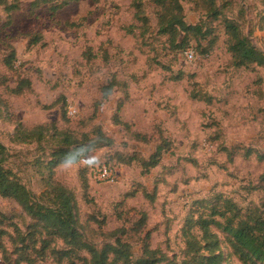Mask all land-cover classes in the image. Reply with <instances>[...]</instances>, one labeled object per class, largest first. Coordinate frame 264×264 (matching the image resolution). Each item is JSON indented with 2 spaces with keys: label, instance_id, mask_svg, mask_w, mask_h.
<instances>
[{
  "label": "rangeland",
  "instance_id": "374dc122",
  "mask_svg": "<svg viewBox=\"0 0 264 264\" xmlns=\"http://www.w3.org/2000/svg\"><path fill=\"white\" fill-rule=\"evenodd\" d=\"M19 1L12 15L0 6V143L8 156L4 167L39 197L47 188L50 170L45 165L55 145L12 143L17 124L32 128L54 123L59 130L92 138L100 128L112 146L99 143L78 164L52 171L53 179L75 193L81 231L89 244L99 249L119 237L131 245L133 262L147 244L177 264L184 247L181 229L198 201L209 203L221 194L242 210L257 207L264 213V68L231 66L222 22L211 25L217 42L210 55L201 54L206 43L197 46L189 39L196 57L188 63L157 34L148 0L142 5L149 19L143 32L133 18L134 0ZM51 7L60 8L52 12ZM182 7L187 23L210 22L208 8L198 0ZM222 13L238 20L247 33L264 14V0H230ZM133 25L139 27L135 33ZM252 39L264 51V32L255 31ZM12 53L11 67H5L3 59ZM112 76L120 83L142 81L132 91L129 82L120 84L118 92L102 99L101 87ZM21 80L29 81V88L11 92ZM117 116L129 126L117 125ZM133 132L153 139L137 143ZM157 145L165 150L147 176L136 163L112 164L107 181L93 180L95 169L106 160L116 162L118 154L134 153L147 158ZM134 190V198L124 197ZM142 190L148 197L152 193V202ZM142 214L145 221L138 225ZM93 217L101 223H91ZM32 224L14 201L0 197V264H68L50 254L64 248L59 239L49 241L44 254L25 248L22 237L30 244L24 235ZM217 235L223 242L224 236ZM43 238L38 235L35 249ZM222 252L232 254L225 243ZM23 256L28 261H21ZM229 263L242 264L233 255Z\"/></svg>",
  "mask_w": 264,
  "mask_h": 264
},
{
  "label": "trees",
  "instance_id": "16d2710c",
  "mask_svg": "<svg viewBox=\"0 0 264 264\" xmlns=\"http://www.w3.org/2000/svg\"><path fill=\"white\" fill-rule=\"evenodd\" d=\"M43 1H36L33 4ZM188 1H147L155 11L156 32L165 38V43L170 48L178 49L184 57V53L190 45L189 39H191L198 42L199 45L197 46L202 45L201 42L206 43L205 52L201 51V54L208 56L217 42L216 35L213 36L214 30L211 25L214 22H222L226 36V51L230 54L231 66L237 69H246L251 65L264 68V51L252 41V35L255 31L264 32V14L256 17L255 24L251 25L249 32L244 33L238 20L223 16L222 8L229 5L230 0H198L199 4L206 5L208 8L206 16L207 21L210 22L200 21L196 24H189L185 20L182 7V3ZM219 1L222 2L221 5H219ZM145 2V0H134L133 2V18L140 24L142 32L149 26V19L142 12V5ZM19 4V0H0V6L10 15L19 9ZM57 8L60 7H51L50 10L54 12ZM133 26L135 33L139 27H136L138 25ZM129 29L131 33V28ZM196 52L198 54V51ZM194 55L196 57L195 51ZM13 58L14 53L9 58L5 57L2 61L3 65L11 67V59ZM178 79L179 76L175 78V80ZM122 82L120 83L112 76L107 84L101 87V98L107 99L118 92L120 84L122 86L128 85V81ZM29 86V81L21 80L16 88L11 89V92L21 94L22 88H29ZM1 106H3V102L0 98V108ZM118 110L119 108H117ZM115 118L117 125L129 126L121 121L118 116ZM94 135L95 137L92 138L89 134L59 130L54 123L32 128H26L21 123L17 124L11 136L12 143L24 145L35 143L38 147L41 142L55 145L52 147L51 159L45 165L50 170L47 188L39 197L21 183L11 170L4 167L8 157L7 149L0 143V197L14 201L33 221L31 230L24 235L29 236L27 240L30 244L26 243L25 237H22V242L27 244L25 248L44 254L46 249L50 247L51 242L49 241L59 239L64 248L53 249L50 252L58 262L66 260L68 264H77L76 262H80L79 264H171L164 252L159 249H151L147 244L143 245L140 257L133 262L134 253L131 245L119 237L113 243H106L97 249L89 244L83 236L81 231L83 225L80 221L75 193L53 179L52 171L59 165L78 164L89 153L100 147L99 143L103 144L101 146H112V140L100 128L95 129ZM131 135L132 139L140 144H150L153 139L151 134L133 132ZM163 150L165 149L157 145L155 151L147 158H143L137 153L127 157L118 154L116 162L108 159L103 164L112 167L117 164L131 165L136 163L141 168V174L147 176L158 167ZM80 173L83 187L86 188L88 184L86 170L82 169ZM141 185H137V188L141 189ZM136 191L126 193L124 197L134 198L138 193ZM141 193L146 199H150L149 202H152V193L149 197L143 190ZM195 206L193 212L195 216L193 213L189 215L181 229L184 247L181 251V260L177 264H230V255L237 256L242 264H264V213L260 208L250 207L242 210L233 201L221 194H216L209 203L206 200L198 201ZM89 221L91 223L96 222L94 217ZM144 221L145 215L142 214L138 225ZM97 223L100 224L101 222L97 221ZM217 232L224 236L223 242L218 237ZM148 233L144 236L146 241L149 239ZM39 234H43L44 238L39 242L41 244L39 249H35ZM224 243L226 247H229L232 254L224 256L222 252V244ZM81 254L88 257L81 256ZM21 261L25 262L28 259L23 256ZM29 264L31 263L29 262Z\"/></svg>",
  "mask_w": 264,
  "mask_h": 264
},
{
  "label": "built area",
  "instance_id": "2783aa9c",
  "mask_svg": "<svg viewBox=\"0 0 264 264\" xmlns=\"http://www.w3.org/2000/svg\"><path fill=\"white\" fill-rule=\"evenodd\" d=\"M194 51L192 48H188L185 53H184V59L186 62L188 63H192L194 57ZM68 113L69 115H74L76 113V111L72 108L69 107L68 108ZM99 167H97L93 173V180L97 181V182H105L110 178V173L108 172L110 169V167L104 165V164H100L98 165Z\"/></svg>",
  "mask_w": 264,
  "mask_h": 264
},
{
  "label": "crops",
  "instance_id": "0c3cea01",
  "mask_svg": "<svg viewBox=\"0 0 264 264\" xmlns=\"http://www.w3.org/2000/svg\"><path fill=\"white\" fill-rule=\"evenodd\" d=\"M141 81H142V78H138L135 82L133 81L132 83H130L129 81V87L131 88L132 86H134L135 84L134 83H136V85H139L140 83H141ZM131 91H132V88H131Z\"/></svg>",
  "mask_w": 264,
  "mask_h": 264
}]
</instances>
